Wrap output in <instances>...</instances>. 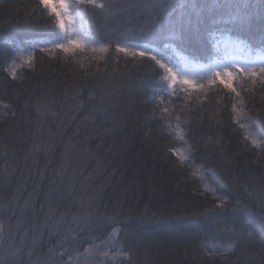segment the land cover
Segmentation results:
<instances>
[{"label":"trees","instance_id":"obj_1","mask_svg":"<svg viewBox=\"0 0 264 264\" xmlns=\"http://www.w3.org/2000/svg\"><path fill=\"white\" fill-rule=\"evenodd\" d=\"M138 2L143 7L156 0ZM78 11L82 34L110 43L107 51L37 50L32 67L18 69L14 80L4 69L17 45L43 46L64 34L39 0H0V264H264L258 238L223 256L210 258L204 248L228 240L234 209L264 214V152L244 141L231 104H218L223 93L215 91L154 98L163 70L115 49L132 34L133 44L173 68L209 69L230 63L229 52L264 57L258 23L249 39L247 32L214 23L211 13L193 14L182 29L153 35L139 8L117 16L91 6ZM241 85L248 87L234 84ZM252 95V131L264 139V89L257 86ZM176 116L187 154L191 146V167L174 154L180 142L167 125L174 126ZM209 185L227 197L225 207L205 191ZM113 228L123 229L115 238L127 260L105 245ZM69 231L74 239L63 243Z\"/></svg>","mask_w":264,"mask_h":264},{"label":"snow or ice","instance_id":"obj_2","mask_svg":"<svg viewBox=\"0 0 264 264\" xmlns=\"http://www.w3.org/2000/svg\"><path fill=\"white\" fill-rule=\"evenodd\" d=\"M39 6L44 10H49L55 19V27L64 35L56 40L45 42L43 46L39 41L31 42L30 48L21 49L17 45L14 49L16 55L12 58L11 64L4 69L14 80L17 78L18 69L32 67L34 54L37 50L53 53L58 50L64 54L75 55L77 50L83 51L84 45L87 43L93 52L97 50L101 52L107 51L108 47L111 46L110 43H100L95 37L90 35V32L76 33V38L70 35L71 32L75 31L71 28L74 19L73 12L80 15L78 9L81 6H91L93 9H99L105 15L110 16L129 12L132 8H139L140 11L137 14L148 16L152 25L153 35L158 34L163 29H168L169 31L182 29L186 22L190 23V18L193 14L199 17L203 13H211L214 23L231 25L233 29L247 32L249 39H254V30L258 23L261 34L259 47L264 49V0H156L155 3H148L143 7L138 0H126L121 6H118L115 0H39ZM153 8L157 9V11L153 12ZM217 11H219L218 19ZM219 31V28H217V32ZM125 39L128 41L127 44L117 43L115 45L117 53H124L125 57L131 56L135 63L150 59L155 65L159 66L158 72L163 70L162 74H159L160 84L154 90V98L165 95H178L179 91L188 94L185 99L192 98V90L197 91L198 95L204 97L207 96L208 92H222L223 95H219L217 103L227 101L231 104L233 123L238 124L244 130V141L246 143L250 142L252 149L264 152V139H260L252 131L251 116L247 108L248 99L253 98L252 94L257 86L264 89V58L257 56L255 60H245L242 63L230 62L222 66L214 65L210 68L206 79L202 78L200 82H196L189 79L187 74L180 69L174 70L169 63L159 59L157 55L153 54V50H139L138 45L132 43L135 39L134 35L129 34ZM236 43L239 45L242 41H236ZM49 44L50 47H48ZM93 45L95 47H92ZM241 81L247 84L248 87L241 85L238 89L234 86V84H238ZM157 104L158 106L163 105L164 100H158ZM3 107L11 108L10 105H3ZM169 112L170 109L168 107L162 108L163 114H168ZM175 121L174 126L171 123L167 125L169 134L173 136V139L184 142L186 133L180 117L176 116ZM190 152L191 146L189 145V153L187 155H181L178 152L174 154L180 156L179 163L184 164L187 162L191 167ZM199 178L202 183H207V176L203 170H201ZM205 191L213 194L219 202L218 207L223 208L227 205V197L218 195L215 188L209 185L205 188ZM234 212L238 213V215L235 217L233 225L226 228L228 240L223 244H216L212 247L207 244L204 245L205 252L210 258L223 256L239 247L242 243L255 242L257 238L261 245L264 246V214L257 216L244 207L236 208ZM73 220L75 222V217ZM109 222L118 223L113 218H109ZM237 223L239 224L238 228L235 226ZM2 227L0 225V230H2ZM122 231V228H113L105 245L111 246L115 249L116 255L127 260L128 252L125 251L122 242L115 238V234ZM132 235L135 236L137 234L132 233ZM69 239H74L70 231L65 233L63 243H66ZM93 246L96 247V245ZM84 251L87 252L88 249ZM65 252H67V249H65ZM63 254L65 253H61V255ZM104 255L108 256L109 253L105 252Z\"/></svg>","mask_w":264,"mask_h":264},{"label":"rangeland","instance_id":"obj_3","mask_svg":"<svg viewBox=\"0 0 264 264\" xmlns=\"http://www.w3.org/2000/svg\"><path fill=\"white\" fill-rule=\"evenodd\" d=\"M73 22L71 24V28L74 29L75 31L71 32L70 35L73 36L74 38H76V33H81L82 34V27H83V24H82V14L80 13V15H77L76 12H73ZM64 34V33H63ZM92 47H95V45H93ZM84 49H90L92 50L91 47L88 46L87 43H85L84 45ZM139 50H147V49H144V48H138ZM99 51V50H97ZM227 58L228 60H230L231 62H236V63H242L244 62L245 60H248V59H242L236 55H234L233 53L229 52V54H227ZM261 58H264V57H261ZM256 58H253L251 60H255ZM11 64V63H10ZM214 65H225L224 62L220 61V62H216L214 63L212 66ZM211 66V67H212ZM174 70H177V68H173ZM210 68L209 69H195V70H189V71H185V70H181L183 71L184 73L187 74L188 78L189 79H192L196 82H200V80L203 78V79H206V76L209 72ZM180 142V146L177 148V152L181 155H187V149H186V146L184 145V142Z\"/></svg>","mask_w":264,"mask_h":264}]
</instances>
